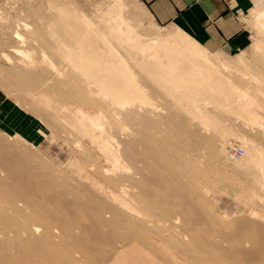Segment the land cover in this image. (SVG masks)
Segmentation results:
<instances>
[{
	"label": "bare ground",
	"instance_id": "obj_1",
	"mask_svg": "<svg viewBox=\"0 0 264 264\" xmlns=\"http://www.w3.org/2000/svg\"><path fill=\"white\" fill-rule=\"evenodd\" d=\"M114 4L116 5L113 3L111 6L113 9H111L116 10L117 16H113L117 20L121 17H118L120 7L117 5L114 9ZM61 7L63 6L61 5ZM84 18L77 19L66 9L61 10L57 16L56 26L59 28V32H62L63 38L66 39V42L61 39L59 43L62 55L69 66L66 77L61 83L63 87L66 86L69 89V93L77 96L81 105L93 104V111L90 112L92 116L89 112L82 114L76 123L81 126L84 120H88L86 124L84 123V129L81 130L97 132L94 133L98 136L96 139L102 143L103 152L113 165H116L120 160L128 163L129 170L122 171L124 174L119 172L126 184L119 187L120 192L115 193L113 198L106 197L96 190L94 192L83 189L82 186L81 189L78 182L62 179L60 174L52 169H41L43 163L40 161L36 163L38 154L36 156L35 151L34 155L24 154L22 151H11V145L9 146L11 140L7 144V142L4 143V140L2 141L5 137L0 138V264H88L85 260H93V257H95L93 262L98 260L103 262L102 264H106L105 261L111 259L112 264H119L134 258L138 259L142 250L144 253L148 252L153 255L154 260L159 264H180L177 259H184L186 256L196 264H235L237 262L235 255L242 257L243 264L260 258L264 253V246H262L264 244L262 243L258 246L254 245L255 249L232 245L235 247V253L228 249L224 253L222 251L219 253L220 248L224 245L225 240L223 243L222 240L225 239V236L221 237L222 233H218L221 230L218 225L217 228L220 229L216 233L220 234L218 237L222 238L220 248H217L220 243H214L211 240L197 242L199 234H197L198 239L191 237L192 241H190V235L192 236L194 233L191 234L194 227L191 226L193 224L191 221L197 219L196 223L199 225H196L200 226V229L195 225L196 230L202 231L210 228L208 223L211 220L208 221L207 215L200 212L201 207L196 205L198 203L194 204L188 200L189 195H187L188 198L184 195L185 193H179L180 188L177 189V184L186 188V183H190L188 181L184 183L185 176L192 171L198 173L200 170L197 171V168L203 167L205 162L199 161L201 155L196 153V148L203 140H206L199 133L202 129L209 133L210 126L206 129L209 123H216L218 122L216 120H222L223 116L232 115L229 112H233L234 120L238 116H247L248 120L252 121H257L260 118L258 109L259 107L264 109V89L258 88L261 84L258 87L256 85L259 97H257V92L247 94L249 85H243L238 79L234 80L231 77L232 70H228V66H226L230 65L229 62L225 65H218L216 58L207 55L208 53L206 54L203 50L194 48L193 44H189L188 41L185 42L181 39L183 41L181 43L172 42L167 39V37L170 38L169 36L144 39L138 33L135 35L134 30L132 31L130 26L124 23L125 20L109 23L108 27L105 26L107 28L105 32L101 27L102 18L99 22H101L100 27L103 30L93 26L91 20ZM108 20L111 21V18ZM106 21L104 22L107 24L109 21ZM256 21L264 32V5L258 11ZM28 25L26 24V26ZM49 29L50 32L51 29ZM138 35L143 39H139ZM170 36L173 38L172 35ZM53 37L51 36V38ZM113 41L121 45L122 42L126 43V46L124 43L122 45L123 48H126L125 52H122L121 47L115 45ZM194 42L196 43V41ZM255 45L261 48L264 55V39ZM22 54L27 56V53L23 52ZM41 58L44 59V57ZM24 60L20 61L24 63ZM237 60H239L238 63H242L240 58ZM44 61L46 60L44 59ZM46 63L48 62L46 61ZM51 64L52 61L49 65ZM26 65L25 68H28ZM56 70L54 69L55 72ZM238 72V74H242V77L245 75L243 72L240 73V70ZM253 76L252 78H254ZM261 77L263 78V76ZM40 79L44 81V78ZM257 79L260 80V76ZM157 92L169 96L171 99V104H167V107L164 106V110L159 109L162 108V104L166 103L162 101L158 108L156 103L151 102L152 99L149 100L150 96ZM162 97L161 95L159 101ZM35 112L38 114L37 110ZM104 112L109 113L107 115L110 116L108 118L111 121L104 119ZM234 113L238 116L236 117ZM228 120L231 119L228 118L225 121ZM258 121L257 124H260L261 120ZM213 124L210 129H215L216 126ZM261 124V127H264V122ZM120 125V129H118ZM251 125L253 126V123ZM257 127L259 125H256ZM114 128L118 131L122 129V132L125 129V133L111 130ZM256 130L258 132L259 128ZM114 131L123 135H115ZM244 132L247 131L244 130ZM157 135L160 136L162 147L158 143H154L153 138ZM7 138L11 139L8 136L5 140H8ZM261 140L264 144V136ZM111 141L115 145L112 149L108 146ZM16 149H18L17 146ZM23 149L25 150L26 147L23 146ZM28 149L27 151H29ZM205 157L206 155L202 156V158ZM207 158L205 161L209 163ZM211 161L213 160L210 159L213 166L215 163ZM198 162H201V167ZM253 162L258 171L264 173V150L253 157ZM116 174L114 173V175ZM218 178L221 179V176ZM180 192L185 191L181 190ZM198 208L199 210L195 212ZM141 211L150 212V215L152 213L158 215L159 217L157 216L158 218L155 220L163 221V223L157 224L153 220V215L147 217L146 213L143 214ZM199 212L205 216H201ZM193 214L200 216L196 217ZM76 216L85 219V223L81 224L83 227L81 226L80 229L77 224H74ZM200 217H204L208 223ZM243 219L245 218L243 217ZM199 222L201 225L204 222L207 227L201 226ZM239 222L245 227L248 225V221L244 222L243 220L244 223H241V219L236 223L238 227L240 226ZM130 224H136L138 231L139 228L148 231L165 246L167 245L170 248H168L170 257L169 255L168 258L160 255L153 244L154 241L143 239L138 231L133 232L128 229L125 234L116 233L119 226L126 227ZM236 225H234L235 228ZM202 227L204 228L201 230ZM235 228L234 230H236ZM256 228L260 231L259 227L256 226ZM239 229L237 228V230ZM241 231L242 227L239 232L236 231V234L237 232L241 234ZM231 235L236 236L233 233ZM201 236L203 237V235ZM217 241H220V238ZM231 242L227 241L225 245L231 244ZM105 245L109 247V250H106ZM148 261L150 260L148 259ZM151 263L153 262L151 261ZM141 264H143L142 261Z\"/></svg>",
	"mask_w": 264,
	"mask_h": 264
},
{
	"label": "rangeland",
	"instance_id": "obj_2",
	"mask_svg": "<svg viewBox=\"0 0 264 264\" xmlns=\"http://www.w3.org/2000/svg\"><path fill=\"white\" fill-rule=\"evenodd\" d=\"M113 3H116V5L114 4V9H116L115 7L117 5L120 7V12L117 10V12H119L118 17L121 16L120 19L117 18L116 20V18L114 17L116 15V10H112L113 8L111 6L113 5ZM61 5L63 7H61ZM263 5L264 0H261V3H259L250 14L248 20L250 40L244 47L232 50H210L200 45L199 42L194 40L192 37L184 33L182 30L178 29L177 27L154 22L139 0H0V135H2L0 138L2 139V137H5L4 139H2V141L4 140V143L7 142V144L9 143L8 141L11 140V144L9 143V146L14 145L13 147L10 146L11 151H22L24 154L28 155H34L35 151V155L37 156L38 154V158L36 157V163H39L38 161L43 163V165H41V169H52L56 173L60 174L59 176L62 179L78 182L80 188L82 186L83 189H89L90 191L94 192L96 190V192L101 193L106 197L113 198V195L115 193L120 192L119 187L125 186L126 184V181L120 177L119 172L120 174H124L122 171L125 172L129 170V165L128 163H125L126 161L124 162V160H120L116 165H113L111 160H109V158L105 156L102 149V143L98 142L99 139H96L98 138V136L95 135L97 132L95 130L91 132L82 131L85 127L86 121L88 120H84L83 123H81V126L78 125L79 123H76L77 120L81 118L82 114H88L89 112L90 116H92L90 112L93 111L94 107L93 104L89 103L81 105V102L77 99V96L75 94L69 93V89L66 86L63 87V84L61 83V81L66 77L69 66L62 55V48L59 43L61 39H64L62 32H59L60 30L56 26V20L59 12L66 9V11L73 14L74 17L76 16L77 19L81 20L85 19L84 17H86L89 21L91 20V23L94 24L93 26L99 28L103 27L105 32L107 30L106 27L110 25L109 23H114L118 20H125L126 22L124 21V23L127 26H130L132 31L134 30V34L137 35L138 33L140 37H143L144 39H147L149 37L151 39L154 37L166 38V36H169L171 38L170 35H172L173 38L171 39L167 37V39L172 42L176 41L178 43H181L183 42L181 41V39L185 40V42L188 41L190 42L189 44H193L192 46H194V48L203 50L206 54L208 53L207 55L216 58V63L218 65H225L229 62L230 65L228 64L226 66H228V70H232V72H230L232 76H230L234 78V80L238 79V81H240L243 85H249V87L247 88V94H253L254 92H257V97H259L260 94L258 91H256V88L261 84L258 88L264 89V55L262 53L263 51H261V48L259 46H256L255 44L261 42V40L264 39V32L257 24L256 15L258 11L263 8ZM111 15L114 16L112 17ZM104 17V21H106V19L107 21H109L107 23L108 25L103 21ZM110 18L111 21L108 20ZM100 19L102 20L101 22L103 24L99 22ZM25 23L29 25L26 26ZM100 23L102 26L100 25ZM24 24L26 27L24 26ZM49 28L51 29L50 32L48 31ZM51 32L52 35H50ZM139 35L138 38L143 39L140 38ZM51 36L54 37L51 38ZM192 39L196 41V43ZM64 40L66 42V39ZM123 43L124 42H122V45ZM114 44L118 47H121L122 50H120L122 52H125L126 48H123L124 46H122L121 44H117V42H115ZM124 45L126 46L127 44L124 43ZM22 50L24 53H27V56L24 55L26 58L23 56V52L20 53V51ZM41 57H44V59L48 63L49 60L50 63L52 61L53 65H49L50 63H46V61H44V59ZM238 58L242 60L241 64L238 63ZM21 59L22 61L25 59L24 63L20 61ZM60 59L62 62L60 61ZM25 64L28 65H26V67L28 68H25ZM54 69L58 70H56L55 72ZM239 70L240 73L243 72V74H245L244 76L247 77H242V74H238ZM16 72L17 74H19L17 75ZM34 72H37V74H35ZM39 73L42 75H40L41 77L39 76ZM47 73L49 75H46ZM251 74L252 76L254 74V78H252ZM259 76L260 80L257 79L259 78ZM261 76H263V78ZM38 77L44 78V81H42V79ZM250 78L253 79V82ZM65 88L66 90H64ZM52 93L53 95H51ZM161 95L164 98L162 97L160 99L161 101H159ZM158 96L160 97L158 98ZM164 99H166L167 101ZM149 100H151L152 103H156L155 105L158 108H160L159 106L161 105L159 104H161L162 101L166 103L165 105L162 104V108L159 110H164V106L167 107V104H171V99L169 98V96L167 97L166 95L161 93L159 94L158 92L152 94ZM154 100L160 103H157ZM36 110L38 111L39 115L36 114ZM258 110L259 113H257L260 117L258 119L263 123L264 109L259 107ZM230 113L232 114L230 116H233L232 118L229 115H226L223 116L222 120H216L219 122H216L217 124L215 122H211V124L209 123L206 129L209 126L211 128V125L213 123V125L216 126L215 129L208 128L209 133L206 132L207 130L205 129H202V131L199 133L204 137V139L207 140H203V143L201 142L199 145H197L196 148V153L201 155L199 156V158L201 157L199 161H202L203 163L205 162L203 165L204 168L201 167V162H198L199 166L201 165V168H197V171H200L198 173L196 171L190 172L185 176V179L183 180L184 183L188 181L190 184L186 183V188H183L180 185L178 186L177 184V189L180 188V191H185H179V193H185L184 195L186 197H188L187 195H189V197L192 199L188 197V200L192 201L194 204L198 203L196 205H198V207H201L200 212L207 215L206 219H208V221L211 220L208 223V221H206L204 217H200L201 219H205L206 223H208V226L210 227L205 230H202L204 228L202 227V231H200V226H198L199 224L196 223L197 219L195 220L192 218L194 217L193 215L196 216L197 213L193 214L190 218L193 219L191 221V223H193L191 224V226L193 225L194 227L192 228V232H190L191 234L193 232L194 233L192 236L188 234L190 235L189 240L192 241L191 237H195L196 239L199 238V241L197 240V242L199 243L203 242V240H211L214 243H220L219 245L216 244L218 245L217 248H220L222 246L221 237L223 235L225 236V239L223 238L222 240V243L225 240V242L223 243L224 247L222 246L220 248L221 250L219 251V253L221 251L224 253V251H227V249L228 251H233L235 253L236 251L234 250V245H241L243 248L248 247L255 249V246H258L261 243L264 244V239H262L264 238V173L258 171L253 162V157L258 155L260 151L264 150V144L261 140L264 136L262 135L264 134V127H261L262 124L258 121V119L257 121L261 125L257 124V121H252L251 119L248 120L247 116L239 117L238 114L235 113V116L238 117L236 118V120H234L233 118L235 117L233 115V112H229V114ZM107 114L109 113L104 112V116L108 118L109 115ZM105 117L104 119L106 121H111L109 119L110 116L108 119H106ZM228 118H230L231 120L225 121ZM228 122L230 124H225ZM252 123L253 126H250V124ZM83 124L84 126L82 127ZM256 125H259V127L256 128ZM120 127L121 125L118 129H120ZM255 128H259L258 132ZM260 129L263 130L260 131ZM111 130L117 129L114 128ZM244 130H246L247 132L245 133ZM117 131H114V133H116L115 135H123L122 133H125V129H123V132L122 129L120 130L122 133H118L120 131ZM8 136L11 139L7 138L8 140H5ZM153 139L154 143H158V145L162 147V144H160L159 135L154 136ZM18 140L19 142H21V145L19 144ZM21 140H25L24 143H22ZM260 145L263 147H261ZM16 146L18 149L20 148V150L16 149ZM23 146L24 148L26 147V151L23 149ZM108 146L110 149H112V147H115L113 141H111ZM27 149L29 151H27ZM139 150L141 153V147L139 148ZM200 150L204 153V155H202L203 153ZM205 155L206 157L202 158V156L204 157ZM206 158L209 163L205 161ZM210 159L213 160L211 162L215 163L217 166L215 164V166H212L210 163ZM207 168L209 169L207 170ZM210 170L213 172H211ZM202 172H205L204 176H202ZM207 172L209 173L207 174ZM114 173L117 174L114 175ZM191 175L194 177H192ZM218 176H221V179L218 178ZM142 208H140V210H142ZM135 210L137 211V209ZM198 210L199 208L196 211L194 209L195 212H197ZM141 212H143V214L146 213L147 217H152L153 215L154 219L151 218L153 220L159 217L154 213L150 215V212ZM141 212L139 213L142 214ZM76 217L77 218L74 219V224H77L80 229L83 223H85V219L78 216ZM243 217L245 219H243ZM241 219V223L248 221V225H246L245 227V225L240 224L239 222L238 225L240 224L239 227L240 229L242 227V231L241 234H238L240 229L236 225V223L237 221H241ZM77 220L78 222H76ZM156 220L155 222L157 224L163 223V221L160 222L158 220L157 222ZM204 222L202 225H204ZM195 225L199 228L198 231L196 230L197 227H195ZM217 225L220 226L221 232L218 230L220 228H217ZM234 225H236L237 227L235 228ZM255 225L260 228V231L258 230V228H256ZM74 226L76 227V225ZM137 227L138 226L136 224L126 225V227L119 226V229L116 230V233L125 234L128 229L132 230L133 232L138 231ZM206 227L207 224L205 228ZM234 228L236 230H234ZM237 228L239 230H237ZM79 229L74 230L77 231ZM194 229L197 232H195ZM199 231L201 234L198 233ZM216 231H219L218 233L222 234H217ZM236 231H238V235L236 234ZM138 232L141 234L143 239L150 240L152 242L154 241L153 244L158 249V253L160 255L167 258L169 255L170 257V248L167 245L165 246L148 231L139 228ZM261 232L263 233L260 234ZM232 233L237 237L231 235ZM197 234H199L198 238ZM201 235H203V237ZM218 235H220L221 237H218ZM186 238H188V236H186ZM219 238L220 241H217L219 240ZM186 240L189 241L188 239ZM227 241L229 243L231 241L232 242L231 244L228 243L227 245H225ZM105 248L106 250H109V247L106 246ZM261 255L262 256H260V258L245 263L264 264V253H262ZM93 258L95 259V257ZM154 258L155 257L153 255L148 254V252L144 253V250H142V254L138 259L136 258L138 262L134 258L119 264H141V261L143 264H159L156 260H154ZM188 258L189 257L186 256L184 257V259H177V261H179L180 264H196L194 261L192 262ZM227 258L228 257L226 256V259ZM94 259H88V261L85 260V262L91 264L93 261H95ZM148 259L150 261H148ZM231 259L234 260V258ZM235 259H237V262L235 260L236 263L233 261L235 264H243L242 257H238L235 255ZM151 261L153 263H151ZM94 263L102 264L103 262L101 263L97 260L92 264ZM105 263L112 264L111 259H109V261H105Z\"/></svg>",
	"mask_w": 264,
	"mask_h": 264
},
{
	"label": "crops",
	"instance_id": "obj_3",
	"mask_svg": "<svg viewBox=\"0 0 264 264\" xmlns=\"http://www.w3.org/2000/svg\"><path fill=\"white\" fill-rule=\"evenodd\" d=\"M151 19L177 27L210 50L244 47L248 20L261 0H139Z\"/></svg>",
	"mask_w": 264,
	"mask_h": 264
},
{
	"label": "built area",
	"instance_id": "obj_4",
	"mask_svg": "<svg viewBox=\"0 0 264 264\" xmlns=\"http://www.w3.org/2000/svg\"><path fill=\"white\" fill-rule=\"evenodd\" d=\"M240 150V149H239Z\"/></svg>",
	"mask_w": 264,
	"mask_h": 264
}]
</instances>
